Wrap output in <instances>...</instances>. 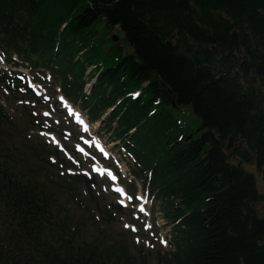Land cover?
Instances as JSON below:
<instances>
[{
    "label": "trees",
    "instance_id": "trees-1",
    "mask_svg": "<svg viewBox=\"0 0 264 264\" xmlns=\"http://www.w3.org/2000/svg\"><path fill=\"white\" fill-rule=\"evenodd\" d=\"M115 27L129 52L105 39ZM0 51L45 88L48 72L89 124L107 113L98 133L172 226L156 264H264V195L242 166L264 171V0H0ZM15 82L45 103L0 71V88ZM180 108L196 131L174 119ZM44 129L0 105V264H149L106 233L83 242L82 221L60 216L50 154L18 140ZM65 177L69 194L80 183L92 196L93 178Z\"/></svg>",
    "mask_w": 264,
    "mask_h": 264
},
{
    "label": "rangeland",
    "instance_id": "rangeland-1",
    "mask_svg": "<svg viewBox=\"0 0 264 264\" xmlns=\"http://www.w3.org/2000/svg\"><path fill=\"white\" fill-rule=\"evenodd\" d=\"M104 34L106 40L112 38L125 53L130 51V47L122 41L119 27L104 31ZM25 68L22 66L11 69L14 70L12 76L16 75V70L24 71ZM47 79L50 83L46 88L43 87L42 91L45 103L36 104L24 88L18 87L16 93H11L7 88L1 87L0 105L15 120H21L25 114L30 113L35 123L43 124L44 130L23 132L18 140L26 138L33 144L43 145L50 154L48 160L52 168H55L62 179H68L66 175H83L94 179L91 196L80 183L76 185L75 191L69 194L64 180L53 178L54 183L51 184L50 191L58 203L56 210L62 209L61 217L66 212L69 213L72 222L82 221L83 228L79 238L83 242L98 237L100 232L106 233L130 244V251L146 257L149 264H156L158 255L171 250L169 238L172 226L162 219L159 203L155 201L148 186L131 176L125 160L123 161L122 150L118 151L115 143L107 142L105 134L98 133L100 122L89 124L84 114L73 107L72 109L85 120L84 125L75 123L74 115L64 108L59 97L58 83L48 76ZM90 84L85 86V90H88ZM45 112L48 113L47 116ZM173 113L174 119L182 126L184 132L190 134L196 131L199 121L189 109H174ZM106 115L107 113L102 118ZM231 162L235 164L237 159H231ZM242 166L254 175L256 187L264 195V171L258 170L252 163ZM91 200L96 204L93 205ZM116 205L122 210L116 209ZM255 208L258 216L264 218V201L258 203ZM86 209L90 212V217L85 216Z\"/></svg>",
    "mask_w": 264,
    "mask_h": 264
},
{
    "label": "bare ground",
    "instance_id": "bare-ground-1",
    "mask_svg": "<svg viewBox=\"0 0 264 264\" xmlns=\"http://www.w3.org/2000/svg\"><path fill=\"white\" fill-rule=\"evenodd\" d=\"M60 99L62 100L64 107L67 109V111L70 112L72 115H74L75 120L77 122H79L81 125H84L85 124L84 118L82 116H80L77 112H75V110L72 109L73 107L65 99H63L61 96H60ZM121 192H122L123 197H125L122 190H121Z\"/></svg>",
    "mask_w": 264,
    "mask_h": 264
},
{
    "label": "water",
    "instance_id": "water-1",
    "mask_svg": "<svg viewBox=\"0 0 264 264\" xmlns=\"http://www.w3.org/2000/svg\"><path fill=\"white\" fill-rule=\"evenodd\" d=\"M114 40H116V37H114ZM213 49H214L215 52L217 51L215 47H214ZM14 89H15V90L18 89V83H17V82L14 84ZM104 119H105V117L102 118V119H100V121H99V122H100V123H99L100 125H98V126H101V124L104 122Z\"/></svg>",
    "mask_w": 264,
    "mask_h": 264
},
{
    "label": "snow or ice",
    "instance_id": "snow-or-ice-1",
    "mask_svg": "<svg viewBox=\"0 0 264 264\" xmlns=\"http://www.w3.org/2000/svg\"><path fill=\"white\" fill-rule=\"evenodd\" d=\"M45 115L47 116V115H48V113H47V112H45Z\"/></svg>",
    "mask_w": 264,
    "mask_h": 264
}]
</instances>
